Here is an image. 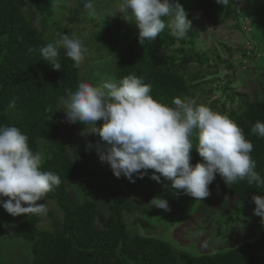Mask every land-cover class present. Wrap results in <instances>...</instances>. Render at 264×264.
<instances>
[{
  "label": "trees",
  "instance_id": "16d2710c",
  "mask_svg": "<svg viewBox=\"0 0 264 264\" xmlns=\"http://www.w3.org/2000/svg\"><path fill=\"white\" fill-rule=\"evenodd\" d=\"M54 1L30 0L27 5L25 0H0V125L19 128L28 137L30 149L33 152L39 149L41 171H51L60 176L61 184L40 201L46 207L54 204L60 218H53V211L48 210L46 216L53 218L51 228L43 229L39 224L42 220L40 215L0 216V232L3 220L12 223L7 237L27 243L31 264H264V229L257 237L237 240L230 246L226 244L224 249L193 254L172 246L164 239L131 234L125 218L133 215L140 205H134L120 185L96 183V194L104 192L110 199L107 215L98 209L94 199L79 203L71 197L68 187H76L88 178L101 177L96 171L73 161L67 154L66 145L56 141L60 98H66L69 90H76L84 62L76 67L61 48L58 56L61 69L57 71L40 53V48L52 43L48 41L45 30H49L50 18L54 15ZM85 2L79 0L70 13L77 16L85 11ZM179 2L191 21V29L184 38L186 41L171 34L168 17L163 18L165 28L158 37L154 41L146 40L143 45L135 27L129 38L125 33L121 35L124 47L117 56L119 62L114 70V81L133 73L143 77L144 82L151 85L153 98L169 106H174L172 102L176 97L182 100L192 97L201 85L194 83L196 75H187L188 66L207 65L209 61L205 56L207 51L198 52L196 49L200 35L198 27L201 26L198 16L213 26H221L232 17L234 27L241 32L243 23L248 21L251 27L257 28L263 20L258 15L264 4L257 9L255 16L253 9L249 8L252 0H232L228 6L218 5L215 0ZM242 2L245 8H242ZM35 16L40 17L39 24L34 23ZM255 31L248 33L260 38V33ZM177 43L180 45L178 49H170ZM246 57L243 54L241 59ZM258 60L262 61L259 66L264 68V55ZM229 89L228 85L222 88L225 94ZM229 98H232V104L237 105L227 116L252 142L251 156L256 162V171L264 177V138L251 132L257 121L264 122V99L250 100L246 94L236 92H231ZM222 114L226 115L224 110ZM190 139L193 144L190 163L195 165L203 162V158L196 150L198 141L195 133ZM211 185L215 190L213 204L216 210L226 212V216L218 212L219 219L215 225L219 229L216 234L222 240L226 234L234 237L235 231L221 227L235 226L240 222L245 208L253 203L252 196L264 195V188L250 186L246 179L228 186L222 177ZM222 193L224 195L217 202L216 198ZM235 201L237 207L230 204ZM210 202L203 201L202 205ZM230 206L232 212L228 210ZM212 211V207L204 210ZM152 215L154 219L159 218V214ZM152 217H148L149 220ZM7 254L5 251L2 255L7 258ZM0 264H4V260H0Z\"/></svg>",
  "mask_w": 264,
  "mask_h": 264
},
{
  "label": "clouds",
  "instance_id": "9594fccd",
  "mask_svg": "<svg viewBox=\"0 0 264 264\" xmlns=\"http://www.w3.org/2000/svg\"><path fill=\"white\" fill-rule=\"evenodd\" d=\"M215 2L228 6L232 0ZM25 3L29 5L30 0ZM84 8L94 11V0H86ZM118 11L134 18L142 45L146 40L154 41L164 30L165 17L170 18L171 34L177 39H184L191 29L179 0H120ZM61 48L76 67L88 52L80 39L62 33L59 40L40 48L44 60L57 71L61 69ZM151 91V85L134 73L99 85L81 81L75 91L69 90L66 98H60L61 110L66 122L85 125L80 135L99 137L95 143L86 144V151L95 149L116 178L123 176L134 183V176H149L162 184L163 177L171 181L172 188L196 200L210 195L209 185L217 174L228 186L246 179L250 186L264 188V177L256 171L251 156L253 144L234 121L193 100L176 97L174 106H169L154 99ZM96 121H103L102 126L97 127ZM251 132L264 138V122L257 121ZM194 133L203 162L192 165L190 137ZM41 163V154L30 149L28 137L19 128L0 125V207L11 216L47 213L40 201L61 184V178L51 171H41ZM251 199L253 214L264 223V195ZM150 203L170 210L166 198L153 197Z\"/></svg>",
  "mask_w": 264,
  "mask_h": 264
},
{
  "label": "rangeland",
  "instance_id": "374dc122",
  "mask_svg": "<svg viewBox=\"0 0 264 264\" xmlns=\"http://www.w3.org/2000/svg\"><path fill=\"white\" fill-rule=\"evenodd\" d=\"M78 1H54V15L50 18L49 30H45L46 36L49 37L48 41L54 43L64 33L86 43L85 47L88 52L84 60V67L82 71L80 70V82L99 85L106 80H114V70L119 62L117 56L124 47L121 35L125 33L128 38L133 35V30L136 27L135 20L130 13L127 15L119 13L120 0H94V11L85 10L75 16L70 13V9H73ZM252 2L253 4L248 6L253 9V14L256 16V11L264 4V0H252ZM244 4L242 2V8H245ZM259 11L258 16L263 20L258 23L257 28L251 27L247 21L242 24L243 32L234 27L235 22L232 17L221 26H213L208 24L202 16H198L201 26L198 27L200 35L196 41V49L198 52L207 51L205 56L209 61L207 65L190 64L188 66L187 75H196L197 77L193 78L194 83H201V85L192 97L185 99L195 101L196 105H206L220 114L224 110L226 115L237 105V103H231L232 98H229L231 92L246 94L250 100L264 99V68L259 66L262 61L258 60L264 55V7H261ZM72 18L74 20L70 22L69 20ZM34 23L39 24L40 17L35 16ZM254 30L260 33V38H254L253 34H249ZM179 46L177 43L170 49L176 50ZM211 50L212 52H210ZM243 54L248 57L241 59ZM226 85L230 89L225 94L222 88ZM62 108L63 105L60 102L57 107L59 121L56 141L66 145L67 154L73 161L83 168L96 171L97 176L101 177L91 180L87 177L88 179L84 183L78 184L76 187H68L67 189L75 202L80 203L84 200L94 199L98 209L107 215L110 199L104 192L96 194V183L110 182L120 185L133 204L140 205L137 206L133 215L125 218L131 234L164 239L172 246L191 251L193 254L224 249L226 244L230 246L237 240L257 237L264 229L261 218L253 214L255 207L253 202L245 208L242 220L235 226L231 224L221 227L236 232V236L230 237L229 234H226L225 239L222 240L216 234L219 228L215 224L219 219L218 212L224 216H226V212L216 210L217 207L213 204L215 190L212 189V185H209L210 195L208 197L196 200L183 191L172 188L171 181L166 182L163 178L162 184L151 180L149 176L143 178L134 176V183L129 182L123 176L116 178L110 167L99 160L95 149L86 151V144L89 141L95 143L99 137L80 135L85 125L80 122H66ZM102 123L103 121H96V126L100 127ZM36 152H39V149ZM151 171L149 170V173ZM220 177L217 174L214 181ZM153 197L166 198L170 210L165 211L153 206L150 203ZM221 198L222 195L217 197V202ZM208 200L212 203L202 205L203 201ZM230 204L238 206L236 201L230 202ZM206 207H212L214 211L204 212ZM46 208L47 211H53L55 216L53 218H60L54 204H49ZM228 208L229 211L232 210L231 206ZM154 213L159 214V218L154 219L152 217ZM0 216L7 218L10 214L0 207ZM40 216L42 219L39 223L41 228L50 229L53 218L47 217L46 214ZM148 217L152 218L149 220ZM3 221V230L0 232V260H4V264H31L27 243L19 239L8 238L12 223L6 219ZM5 251L6 254L8 252L7 258L2 255ZM7 259L8 261H6Z\"/></svg>",
  "mask_w": 264,
  "mask_h": 264
},
{
  "label": "bare ground",
  "instance_id": "6f19581e",
  "mask_svg": "<svg viewBox=\"0 0 264 264\" xmlns=\"http://www.w3.org/2000/svg\"><path fill=\"white\" fill-rule=\"evenodd\" d=\"M222 196L224 195V193L221 194Z\"/></svg>",
  "mask_w": 264,
  "mask_h": 264
}]
</instances>
